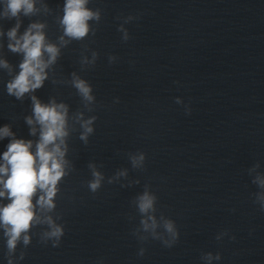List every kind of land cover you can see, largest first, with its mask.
<instances>
[{"label": "clouds", "instance_id": "clouds-1", "mask_svg": "<svg viewBox=\"0 0 264 264\" xmlns=\"http://www.w3.org/2000/svg\"><path fill=\"white\" fill-rule=\"evenodd\" d=\"M38 2L45 13L51 12L44 0H0V20H15L14 26L6 32L0 28V38L6 35L8 50L22 55L18 64L19 71L15 75L13 65L6 59H0V69L6 70L11 76L6 84V91L17 100L23 101L26 95L30 97L32 114L24 119L29 126V135L36 137L38 133L36 140L17 138L10 125L0 127V140L10 138L6 150L0 155V230L6 238L7 264H18L19 260L24 259V249L32 242L30 233L33 228L42 227L39 232L40 243H51L52 247L60 245L65 227L63 223L58 222L62 217L56 213V198L61 191V182L74 171V165L68 159V139L71 133L77 130L78 125L79 139L87 145L97 120L95 115H85L86 112L95 110L96 97L93 87L75 71L66 83L70 84L81 98L82 110L70 115L67 103L57 102L55 97H51L48 103H43L34 93L49 79V71L56 65L63 48L72 41H83L89 35L95 36L96 29L90 21L99 24L102 18L101 9L88 7L90 0H65L63 15L57 17L62 35L58 37V43H53L47 37L46 22L39 20L30 22L23 33L19 34L23 23L21 17H33L40 13ZM132 19L134 17L129 16L124 22L128 23ZM118 31L123 33L124 42L130 39L123 25L118 27ZM87 50L85 48V51ZM98 56L96 51L91 52V59L82 54L81 70L94 66ZM117 59L114 55L108 56L109 64ZM52 82L56 83L55 80ZM115 102H119V98H116ZM186 112L190 114L191 109L187 108ZM128 158L133 169L144 168L145 153L129 154ZM101 167L103 165H97L95 162L88 163L92 179L87 181V187L92 193L98 192L105 180L103 172L99 170ZM258 167L259 164L253 165L248 170L249 175ZM126 176V169L119 170L114 177L108 178L107 183L112 184L114 180ZM251 182L260 189L253 193L254 203L264 211V175L258 173ZM133 183L139 184V181ZM4 200L8 202L3 203ZM157 201L158 197L151 190L150 184H145L142 193L134 197L131 203L141 218L133 235L141 242L151 238L170 248L177 242L179 231L176 223L163 213L157 218ZM141 233L145 235H140ZM216 239L219 240L220 236ZM21 244L23 249L17 257V248ZM144 252L145 249L141 248L138 254L143 256ZM213 258L220 260L221 255L216 253L213 256L211 252L201 255L203 261L210 262Z\"/></svg>", "mask_w": 264, "mask_h": 264}]
</instances>
